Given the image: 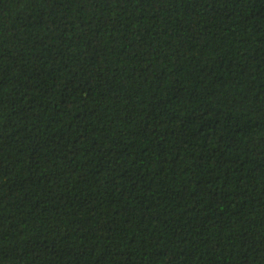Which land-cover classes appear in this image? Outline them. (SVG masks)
Returning <instances> with one entry per match:
<instances>
[{
  "label": "trees",
  "instance_id": "16d2710c",
  "mask_svg": "<svg viewBox=\"0 0 264 264\" xmlns=\"http://www.w3.org/2000/svg\"><path fill=\"white\" fill-rule=\"evenodd\" d=\"M0 264H264V0H0Z\"/></svg>",
  "mask_w": 264,
  "mask_h": 264
}]
</instances>
